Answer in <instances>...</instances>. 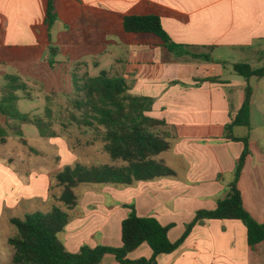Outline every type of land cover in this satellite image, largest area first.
I'll list each match as a JSON object with an SVG mask.
<instances>
[{"label": "crops", "instance_id": "1", "mask_svg": "<svg viewBox=\"0 0 264 264\" xmlns=\"http://www.w3.org/2000/svg\"><path fill=\"white\" fill-rule=\"evenodd\" d=\"M47 3L0 0V54L48 48L55 52L54 58L61 48L67 57L83 49L105 54L112 42L117 48L115 66L112 72L103 70L124 78L132 95L153 100L147 115L163 120L171 135L170 148L154 158L174 172L128 186L74 187L77 203L67 210L69 220L58 239L71 253L84 245L119 247L121 222L129 212L124 205L133 204L138 216L171 226L168 238L175 242L196 211L214 209L229 193L244 150L242 142L225 135L246 85L233 65L260 68L253 64L264 61V0H54L57 18L51 26L46 24ZM129 15L158 16L169 38L184 52L169 51L153 33L126 32L122 22ZM110 34L116 40L110 41ZM97 55H92L95 67ZM80 65L87 69L89 62ZM247 81L252 88L249 127H233L231 134L248 137V154L236 186L243 208L264 224V77ZM65 155L70 163L76 161L70 151ZM10 157L1 155L0 161V264H11L13 256L8 238L16 231L8 208L17 207L24 216L31 212L26 202L39 197L30 192L31 181L21 183L20 189L15 186L16 176L3 165L11 163ZM53 203L54 199L49 208ZM151 255V248L142 243L127 258L135 261ZM98 264L121 263L105 254ZM156 264H264V242L250 247L239 220H202L175 251L158 255Z\"/></svg>", "mask_w": 264, "mask_h": 264}, {"label": "trees", "instance_id": "2", "mask_svg": "<svg viewBox=\"0 0 264 264\" xmlns=\"http://www.w3.org/2000/svg\"><path fill=\"white\" fill-rule=\"evenodd\" d=\"M54 0H48L46 9V24L53 25L56 21ZM123 28L129 33L148 32L160 37L164 46L174 54L184 52L182 46L174 43L164 30L161 20L156 15H129L123 18ZM50 53L55 52L50 48ZM194 58H206L207 55L191 54ZM233 70L246 81L243 102L225 127L226 138L240 141L244 150L236 162L234 179L230 184L228 195L219 200L214 209L198 210L194 219L185 226L184 233L175 242L168 238L171 226H164L154 217H140L133 204H125L129 209L127 216L121 222V246L111 247L99 245L96 247L82 246L76 253L68 252L58 234L69 220L67 210L77 203V195L73 188L84 185H119L128 186L137 181H150L160 177L174 176L171 168L154 157L170 148L171 135L166 131L167 124L163 120L147 115L151 110L153 100L148 97L136 96L130 93L126 80L118 76H110L101 70L96 76H86L83 84L78 86L85 95V101L76 100L75 108H87L86 112L93 121L85 122V126L93 123L103 128L101 141L103 150L112 162L119 165L86 166L75 162L73 166L66 165L55 173L53 178L59 195H54V203L47 212H32L22 218L13 217L10 222L16 228V233L8 238V244L13 249L11 264H98L105 254L114 255L121 264H156L160 254L175 251L190 233L192 227L202 220H239L246 227V241L250 247L264 242V224L254 220L242 206L240 192L236 180L242 169L245 156L248 154V137L232 136L233 127H249L250 100L252 88L248 83L250 77H264V67L252 68L247 63L233 65ZM9 83L0 101V114L11 120L36 125L39 136L55 137L48 130V124L38 117L30 118L20 114L15 109L18 100L16 92L25 90L26 84L20 83L17 76L6 75ZM217 82L216 79H210ZM76 84V82H75ZM85 109V111L87 110ZM50 114V113H49ZM47 114V117H49ZM0 129V142L6 141ZM20 142L25 144L21 129H16ZM146 243L152 250L149 259L141 258L131 261L127 255Z\"/></svg>", "mask_w": 264, "mask_h": 264}, {"label": "rangeland", "instance_id": "3", "mask_svg": "<svg viewBox=\"0 0 264 264\" xmlns=\"http://www.w3.org/2000/svg\"><path fill=\"white\" fill-rule=\"evenodd\" d=\"M0 34H2L1 27ZM109 40H116V35L110 34ZM61 49L60 54L55 58L49 48L20 53L2 51L0 54V101L6 90L5 86L9 83L5 76H18L19 82L26 84V88L16 92L18 96L15 103L16 111L27 114L30 118L42 119L49 125L48 130L55 135L50 138L40 137L36 125L14 121L0 114V129L4 131L2 135L6 139L4 143L0 142V161H2L1 155L10 154L11 163L6 162L3 165L16 176L19 185L15 186L18 189L26 180L32 182L29 187L30 192L37 193L39 197L29 201L25 198L28 204L27 211H31L30 213L49 211L53 196L59 195L61 190L55 186L53 175L66 165L73 166L75 162L86 166L119 165L112 162L103 150L101 141L103 128L98 127L97 130L94 123L92 126H85L87 122L85 120L93 121L86 113L89 110L87 108L78 110L74 103L76 100L85 101L84 93L77 88L78 86L80 88L86 76L97 75L103 69L112 72L115 66L113 55L116 53V46L110 42L109 52L105 54L83 49L69 57L66 56L65 49ZM96 53H98V67L93 65L92 60V55ZM82 61L89 62L87 69L80 65ZM253 66L264 67V61ZM18 127L21 129L25 144L20 142V137L16 134ZM66 150L76 157V161L69 162L65 155ZM86 186L89 185L81 184L76 188ZM43 187L45 191L41 193ZM16 208H8V213L13 217L22 218V212ZM2 230L7 231L6 227Z\"/></svg>", "mask_w": 264, "mask_h": 264}]
</instances>
